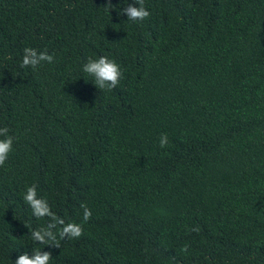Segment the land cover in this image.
<instances>
[{
  "label": "trees",
  "instance_id": "trees-1",
  "mask_svg": "<svg viewBox=\"0 0 264 264\" xmlns=\"http://www.w3.org/2000/svg\"><path fill=\"white\" fill-rule=\"evenodd\" d=\"M132 2L0 0V264H264V0H144L137 23ZM101 56L115 89L82 70ZM32 185L66 222L91 209L79 239H31Z\"/></svg>",
  "mask_w": 264,
  "mask_h": 264
},
{
  "label": "clouds",
  "instance_id": "clouds-1",
  "mask_svg": "<svg viewBox=\"0 0 264 264\" xmlns=\"http://www.w3.org/2000/svg\"><path fill=\"white\" fill-rule=\"evenodd\" d=\"M104 8L114 9L111 0H107V5ZM116 12L118 16H127V21L133 23L143 22L151 15L144 6V0H133L131 4L123 7V9H117ZM53 62L54 56L48 54L46 50L38 52L32 47H26L21 67H31L36 70L43 63L52 64ZM82 70L92 77L94 85L99 90L115 89L120 84L123 76L120 65L106 56L89 59L83 65ZM8 133V128H0V137H3V139H0V167L5 165L13 151L14 138ZM159 145L161 148L169 145V139L166 134L160 137ZM23 198L25 203L31 208L34 217L37 219L47 218L49 221L46 227L33 230L30 233L31 239L41 245L58 248L60 240L79 239L83 235V223L88 222L92 216L91 209L86 204H81L83 210L82 223L66 222L52 211L46 199L38 196L36 185L27 187ZM191 231H199V229H191ZM182 251L187 252L188 246L185 245ZM51 261V252L33 251L31 255L28 252L19 255L15 260V264H51Z\"/></svg>",
  "mask_w": 264,
  "mask_h": 264
}]
</instances>
